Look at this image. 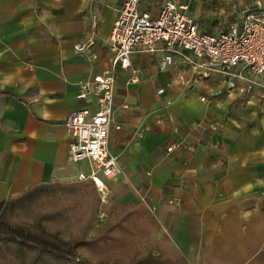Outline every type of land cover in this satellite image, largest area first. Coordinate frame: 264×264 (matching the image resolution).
<instances>
[{
	"label": "crops",
	"instance_id": "obj_1",
	"mask_svg": "<svg viewBox=\"0 0 264 264\" xmlns=\"http://www.w3.org/2000/svg\"><path fill=\"white\" fill-rule=\"evenodd\" d=\"M167 0H142L153 17ZM201 31L220 34L257 0H176ZM264 3V0H260ZM125 0H0V203L48 182L80 181L88 162L68 160L66 118L95 113L81 82L110 68L109 38ZM229 22V23H228ZM227 26V27H226ZM88 44L83 52L76 45ZM159 54H136L119 74L110 152L121 174L105 178L100 215L138 204L188 264H264V90L201 102L215 85L168 86ZM190 80V75L186 74ZM164 88L165 94L157 95ZM127 105L128 109H123ZM223 121V130L213 124ZM182 142L171 154L166 148Z\"/></svg>",
	"mask_w": 264,
	"mask_h": 264
},
{
	"label": "built area",
	"instance_id": "obj_2",
	"mask_svg": "<svg viewBox=\"0 0 264 264\" xmlns=\"http://www.w3.org/2000/svg\"><path fill=\"white\" fill-rule=\"evenodd\" d=\"M142 0H125L111 30L109 50L110 68L94 74L81 82L78 98L94 100L95 113L80 110L65 120L71 142L68 160L73 164L88 162L90 173H80V181L91 180L103 195L105 178L121 174L119 158L109 149L115 106V87L121 72L131 71V82H138L140 70L132 67L136 54H159L158 68L168 72L175 67V58L185 65L171 75L168 86L189 85L193 80L207 81L215 85L213 94L202 96L201 102L223 97L246 98L257 88L264 90V3L257 0L252 9L242 12L240 22L221 32L211 34L199 29L189 16L188 5L167 0L153 17L140 9ZM89 45H76V52L85 51ZM186 74L191 79H186ZM165 89L157 91L158 96ZM127 105L123 109H128ZM225 124H213L223 130ZM182 142H173L166 152L171 154ZM100 220L105 217L100 215Z\"/></svg>",
	"mask_w": 264,
	"mask_h": 264
},
{
	"label": "trees",
	"instance_id": "obj_3",
	"mask_svg": "<svg viewBox=\"0 0 264 264\" xmlns=\"http://www.w3.org/2000/svg\"><path fill=\"white\" fill-rule=\"evenodd\" d=\"M91 180L37 184L0 203V264H188L138 204L100 220ZM83 251V253L81 252Z\"/></svg>",
	"mask_w": 264,
	"mask_h": 264
},
{
	"label": "rangeland",
	"instance_id": "obj_4",
	"mask_svg": "<svg viewBox=\"0 0 264 264\" xmlns=\"http://www.w3.org/2000/svg\"><path fill=\"white\" fill-rule=\"evenodd\" d=\"M245 9H243L240 13H239V16L242 14V12H244ZM229 23V22H228ZM227 27V26H226ZM221 31H225V28H222ZM101 214V213H100ZM100 216V215H99ZM100 218V217H99ZM154 239H156V237L154 236ZM83 253V251H81Z\"/></svg>",
	"mask_w": 264,
	"mask_h": 264
}]
</instances>
